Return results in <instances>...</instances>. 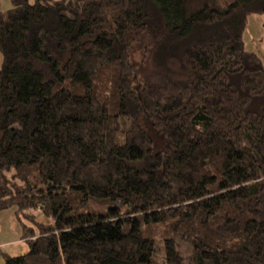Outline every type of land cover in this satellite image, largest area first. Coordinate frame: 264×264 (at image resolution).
I'll return each mask as SVG.
<instances>
[{"label": "trees", "instance_id": "trees-1", "mask_svg": "<svg viewBox=\"0 0 264 264\" xmlns=\"http://www.w3.org/2000/svg\"><path fill=\"white\" fill-rule=\"evenodd\" d=\"M10 2L0 213L28 252L4 264H264V65L243 40L264 0Z\"/></svg>", "mask_w": 264, "mask_h": 264}, {"label": "rangeland", "instance_id": "rangeland-1", "mask_svg": "<svg viewBox=\"0 0 264 264\" xmlns=\"http://www.w3.org/2000/svg\"><path fill=\"white\" fill-rule=\"evenodd\" d=\"M223 6H227L232 0H220ZM12 8L10 0H0V10L7 11ZM247 28L244 32V47L248 53H254L261 58L264 65V16L252 15L247 19ZM38 42H34V54L41 56L38 50ZM1 59V58H0ZM1 63V60H0ZM1 69V65H0ZM93 208L97 210H106L108 204H93ZM40 220L45 222L44 218ZM21 232L13 211H5L0 213V264H4V256L19 257L27 254L28 247L24 241H20ZM180 250L187 255L186 249L180 246ZM155 260L157 264L164 263V251L162 246H158L156 250Z\"/></svg>", "mask_w": 264, "mask_h": 264}, {"label": "crops", "instance_id": "crops-1", "mask_svg": "<svg viewBox=\"0 0 264 264\" xmlns=\"http://www.w3.org/2000/svg\"><path fill=\"white\" fill-rule=\"evenodd\" d=\"M19 240L21 241V239L19 238Z\"/></svg>", "mask_w": 264, "mask_h": 264}]
</instances>
